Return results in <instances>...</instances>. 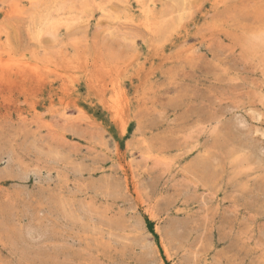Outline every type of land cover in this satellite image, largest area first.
Returning a JSON list of instances; mask_svg holds the SVG:
<instances>
[{
  "label": "rangeland",
  "instance_id": "obj_1",
  "mask_svg": "<svg viewBox=\"0 0 264 264\" xmlns=\"http://www.w3.org/2000/svg\"><path fill=\"white\" fill-rule=\"evenodd\" d=\"M0 264H264V0H0Z\"/></svg>",
  "mask_w": 264,
  "mask_h": 264
}]
</instances>
